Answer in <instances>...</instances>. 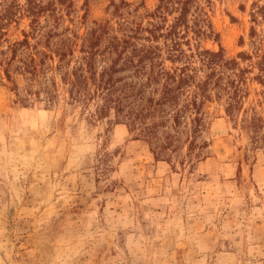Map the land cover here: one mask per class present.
<instances>
[{
  "label": "rangeland",
  "instance_id": "1",
  "mask_svg": "<svg viewBox=\"0 0 264 264\" xmlns=\"http://www.w3.org/2000/svg\"><path fill=\"white\" fill-rule=\"evenodd\" d=\"M32 1L51 10L33 19L26 0H0V264H264L262 87L247 81L234 116L209 102L194 148L159 154L168 128L149 141L112 109L71 100L44 35L81 37L117 16L145 26L159 5L167 26L184 0ZM263 15L264 0H192L189 25L204 34L190 43L252 55ZM41 52L45 76L31 80L24 60Z\"/></svg>",
  "mask_w": 264,
  "mask_h": 264
},
{
  "label": "trees",
  "instance_id": "2",
  "mask_svg": "<svg viewBox=\"0 0 264 264\" xmlns=\"http://www.w3.org/2000/svg\"><path fill=\"white\" fill-rule=\"evenodd\" d=\"M26 1L27 13L33 19L51 10L49 2L42 5ZM191 2L177 1L178 15L167 26L161 21L169 6L159 5L149 14L145 26L117 16L113 25L108 21L96 23L81 37L71 34L51 42L55 32L44 35L45 49L50 56L57 57L55 68L64 71L61 80L67 85L71 100L85 104L96 101L100 114L112 109L149 141L157 142L159 128H168L170 133H166L164 143L156 145L159 154L176 151L179 142L185 143L189 152L194 148L209 102L223 101L225 112L234 116L242 108L248 80L264 90V31L257 34L251 28L252 55L242 52L237 58L228 59L221 51L201 50L188 37L191 34L194 39L204 34L199 23L189 25ZM257 10L261 12L263 7ZM118 11L116 6L114 15ZM261 17L264 23V15ZM28 44L26 35L14 42L10 47L11 58L17 48ZM75 51L79 55L74 58ZM45 55L46 52H41L38 61L34 54L24 60L23 68L31 80L41 74L45 76L42 68ZM71 59L74 64L69 69ZM237 59L248 63L247 66H240ZM248 75L252 76L248 78ZM45 91L51 99L49 88L45 87ZM261 94L264 96V92ZM181 130L186 131L184 141L179 137Z\"/></svg>",
  "mask_w": 264,
  "mask_h": 264
}]
</instances>
